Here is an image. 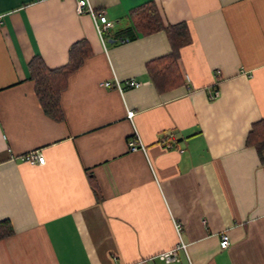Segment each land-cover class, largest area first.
Here are the masks:
<instances>
[{"label":"crops","instance_id":"obj_1","mask_svg":"<svg viewBox=\"0 0 264 264\" xmlns=\"http://www.w3.org/2000/svg\"><path fill=\"white\" fill-rule=\"evenodd\" d=\"M77 1L0 0V220L13 228L0 264H165L158 254L180 241L171 264H264V151L246 145L264 117V0H86L113 23L103 42ZM149 1L190 32L182 83L165 92L145 64L170 52L166 34L142 35L129 16ZM81 39L92 53L55 120L28 62L63 66ZM135 133L143 149L132 151Z\"/></svg>","mask_w":264,"mask_h":264},{"label":"trees","instance_id":"obj_2","mask_svg":"<svg viewBox=\"0 0 264 264\" xmlns=\"http://www.w3.org/2000/svg\"><path fill=\"white\" fill-rule=\"evenodd\" d=\"M133 28L142 35L156 31H164L170 45V52L152 59L145 64L147 76L157 92L169 91L182 83L178 69L180 49L190 41V32L183 22L166 24L153 1L141 4L129 11ZM92 51L84 39L72 43L68 49L67 62L58 68L46 67L39 55L33 56L28 62L29 78L34 83V93L42 111L49 117L60 120V93L71 73H73ZM246 145L253 146L258 156L264 151V117L251 125L246 136ZM90 188L96 201L101 195L97 182L88 177ZM13 233L8 219L0 220V239Z\"/></svg>","mask_w":264,"mask_h":264},{"label":"built area","instance_id":"obj_3","mask_svg":"<svg viewBox=\"0 0 264 264\" xmlns=\"http://www.w3.org/2000/svg\"><path fill=\"white\" fill-rule=\"evenodd\" d=\"M76 12L78 14H90L94 20V24L96 30L100 36V39L103 41L104 37L103 34L107 32L112 26L113 23L107 19L103 10H94L86 0H78L76 4ZM109 82H104L103 85L108 86ZM118 88H120L119 84H116ZM140 83L136 82L135 80H127L125 82L126 87H137ZM217 92L215 91L213 94L210 95V98H214ZM126 115L128 118H132L134 115L133 110H127ZM128 148L132 151L137 149H143L141 142L138 139L137 134L135 133L132 138L128 139L127 142ZM171 147V146H169ZM25 161L29 163H37L43 164L44 157L39 152H30L23 157ZM176 231L179 232L181 230V224H175ZM219 245L221 249H225L228 246V236L226 234H222L220 237ZM185 250V244L183 242H179L176 246L160 252L157 258L165 264L176 263L179 261V251Z\"/></svg>","mask_w":264,"mask_h":264}]
</instances>
